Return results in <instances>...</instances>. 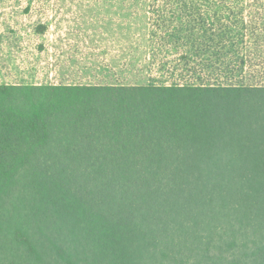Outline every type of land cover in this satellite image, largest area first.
<instances>
[{
  "label": "trees",
  "instance_id": "16d2710c",
  "mask_svg": "<svg viewBox=\"0 0 264 264\" xmlns=\"http://www.w3.org/2000/svg\"><path fill=\"white\" fill-rule=\"evenodd\" d=\"M144 8L157 77L0 84V264H264V0Z\"/></svg>",
  "mask_w": 264,
  "mask_h": 264
},
{
  "label": "rangeland",
  "instance_id": "374dc122",
  "mask_svg": "<svg viewBox=\"0 0 264 264\" xmlns=\"http://www.w3.org/2000/svg\"><path fill=\"white\" fill-rule=\"evenodd\" d=\"M145 4L150 0H0V83L126 84L157 77L155 67L144 69Z\"/></svg>",
  "mask_w": 264,
  "mask_h": 264
},
{
  "label": "crops",
  "instance_id": "0c3cea01",
  "mask_svg": "<svg viewBox=\"0 0 264 264\" xmlns=\"http://www.w3.org/2000/svg\"><path fill=\"white\" fill-rule=\"evenodd\" d=\"M62 81V80H61ZM60 80H58V79H56V82H54L55 84H57V83H59V82H61ZM22 81H19V82H10V83H5V84H19V83H21ZM45 82H47V81H45ZM41 83V82H40ZM64 83H68V82H64ZM0 84H2V83H0ZM32 84H39V83H32ZM68 84H76V83H72V82H69Z\"/></svg>",
  "mask_w": 264,
  "mask_h": 264
}]
</instances>
